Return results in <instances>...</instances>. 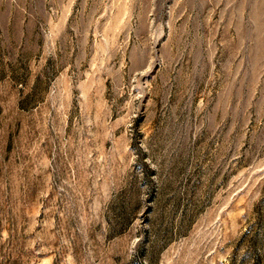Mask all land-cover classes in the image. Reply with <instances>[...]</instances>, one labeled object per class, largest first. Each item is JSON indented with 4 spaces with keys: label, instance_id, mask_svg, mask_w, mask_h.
Segmentation results:
<instances>
[{
    "label": "rangeland",
    "instance_id": "1",
    "mask_svg": "<svg viewBox=\"0 0 264 264\" xmlns=\"http://www.w3.org/2000/svg\"><path fill=\"white\" fill-rule=\"evenodd\" d=\"M0 264H264V0H0Z\"/></svg>",
    "mask_w": 264,
    "mask_h": 264
}]
</instances>
